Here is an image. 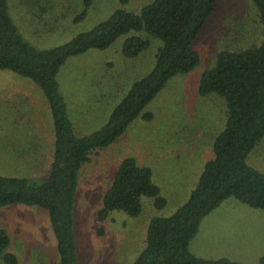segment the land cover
<instances>
[{
    "label": "rangeland",
    "instance_id": "374dc122",
    "mask_svg": "<svg viewBox=\"0 0 264 264\" xmlns=\"http://www.w3.org/2000/svg\"><path fill=\"white\" fill-rule=\"evenodd\" d=\"M151 1L90 0L87 14L79 18L85 0H11V13L27 41L46 49L92 29L117 8L135 11ZM129 35L119 37L106 49L93 48L71 56L60 68L57 79L78 135L100 130L134 82L154 68L163 42L150 37L146 50L127 57L123 44ZM262 38L263 23L255 0H217L215 11L193 44L200 52V64L168 81L148 106L152 120L137 119L111 146L93 151L82 168L74 208L80 264H133L146 246L150 221L172 215L189 198L205 163L214 156L212 143L227 119L222 95L199 93L201 77L215 67L222 49L259 45ZM52 122L44 92L30 79L0 69L1 174L37 180L48 176ZM126 156L153 168L154 182L161 186L167 205L157 208L152 197L143 196L139 216L115 210L99 221L97 212L103 207L104 194ZM248 162L264 172V139L252 150ZM239 206L241 210H232ZM0 224L12 237L7 250L18 256V264H61L47 210L24 204L3 206ZM102 226L104 232L99 234ZM259 235H264V209L230 197L204 218L189 249L204 258L238 257L243 264H259L264 255ZM223 248L232 255H226ZM0 264L9 263L0 257Z\"/></svg>",
    "mask_w": 264,
    "mask_h": 264
},
{
    "label": "trees",
    "instance_id": "16d2710c",
    "mask_svg": "<svg viewBox=\"0 0 264 264\" xmlns=\"http://www.w3.org/2000/svg\"><path fill=\"white\" fill-rule=\"evenodd\" d=\"M255 1L263 23L261 43L222 49L215 67L206 70L200 80L201 95L218 93L227 105L225 128L212 143L214 156L205 163L189 198L172 215L150 221L146 246L133 264H243L228 257L204 258L191 252L189 246L204 218L230 197L264 209V172L248 162L252 150L264 139V0ZM90 4L85 0L79 18L87 14ZM216 7L217 0H153L135 11L117 8L92 29L64 44L42 49L27 41L20 31L11 13V0H0V69L30 79L44 92L54 133L48 176L37 180L0 173V207L24 204L47 210L61 264H80L74 208L83 166L91 160L93 151L111 146L137 119L152 120L148 106L168 81L200 64V52L193 44ZM124 35H129L123 44L127 57L146 50L150 37L161 40L155 66L134 82L100 130L78 135L58 72L69 57L93 48L106 49ZM143 196L152 197L157 208L168 202L161 186L154 182L153 168L126 156L104 194L98 220H106L115 210L139 216ZM103 232L102 226L98 233ZM11 243L8 230L0 227V257L18 264V256L7 250ZM259 264H264V255Z\"/></svg>",
    "mask_w": 264,
    "mask_h": 264
},
{
    "label": "crops",
    "instance_id": "0c3cea01",
    "mask_svg": "<svg viewBox=\"0 0 264 264\" xmlns=\"http://www.w3.org/2000/svg\"><path fill=\"white\" fill-rule=\"evenodd\" d=\"M19 80L23 81L22 83H24V80H23V79H15V81H19ZM22 90H23V89H22ZM22 90H21V88H20V90H19L18 92H21V93H22V92H23ZM236 209H237V210H241L242 208H241V206H239V207H235V208H232L233 211H235ZM223 214H224V217L227 219L228 211L223 212ZM219 218H220V219H223V218H222V213H221V212H219ZM249 223H250V222H249ZM249 223H248V224H249ZM0 225H1V224H0ZM3 226H4V225H3ZM0 227H1V226H0ZM199 231H200V229H199ZM258 237L260 238L261 242L264 243V235H259ZM220 243H221V241L218 242L217 245H215V248H216L215 251H216V252H217L218 248L221 246ZM223 251H224V248H223ZM192 252H193L194 254H196L193 250H192ZM224 252H225L226 255H232L231 253H229V252H227V251H224ZM261 257H262V256H261ZM261 257H260V258H261ZM233 259L238 260V261H240V262H243V260H241V259L238 258V257H234Z\"/></svg>",
    "mask_w": 264,
    "mask_h": 264
}]
</instances>
